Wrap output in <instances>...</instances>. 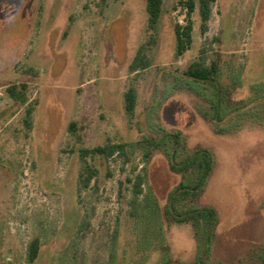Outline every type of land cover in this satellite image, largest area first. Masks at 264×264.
Wrapping results in <instances>:
<instances>
[{"label":"rangeland","instance_id":"obj_1","mask_svg":"<svg viewBox=\"0 0 264 264\" xmlns=\"http://www.w3.org/2000/svg\"><path fill=\"white\" fill-rule=\"evenodd\" d=\"M184 19L172 0L156 30L146 0H0V264H107L114 247L123 264H160L149 205L163 209L181 176L163 150L145 159L133 147L160 128L180 134L181 157L213 155L194 202L217 214L208 263L261 264L253 259L264 245V101L216 127L201 112H212L208 92L179 74L205 45L209 60L222 56L221 82L231 86L224 97L264 96V0H217L205 36L197 11L193 45L178 57L174 24ZM142 45L152 66L135 78L129 66ZM13 85L26 103L10 96ZM131 85L138 102L128 115L123 95ZM107 143L129 147L109 159L83 153ZM175 145L167 142L169 154ZM135 174L145 179L139 219L129 215L127 178ZM162 227L172 264H196L192 227ZM34 239L40 255L31 262Z\"/></svg>","mask_w":264,"mask_h":264},{"label":"trees","instance_id":"obj_2","mask_svg":"<svg viewBox=\"0 0 264 264\" xmlns=\"http://www.w3.org/2000/svg\"><path fill=\"white\" fill-rule=\"evenodd\" d=\"M175 10L181 9L185 14V23L176 22L174 24V32L176 36V54L178 57L183 56L189 49H191L194 42V20L193 16L198 11L201 20L200 29L201 34L206 35L209 30V23L212 18L213 6L217 0H172ZM165 0H146V11L148 15V28L156 30L160 17L163 13ZM215 41L217 39L215 38ZM208 48L205 45L200 50L199 57L192 61L188 67L179 74L180 78L186 79L192 88H200L208 92L209 110L201 112L204 116H209L216 127L227 122L232 116H241L240 110L247 108L253 104L264 101V96L258 94L255 99L249 102H234L224 95L230 92L231 86L226 87L222 84V56L220 52L214 53V58L208 59ZM152 66V60L147 55L145 45L139 47L132 63L129 66L130 73H134L138 78L139 75ZM177 79V78H176ZM236 78L234 79V81ZM23 91L26 86H22ZM8 93L17 102L26 103L27 99L22 90L18 89L17 85L9 86ZM261 93V92H260ZM124 106L128 115H132L136 109L138 102V91L134 85H131L123 95ZM261 99V100H260ZM33 109L27 110L28 119L25 121L28 129L32 128L31 116ZM239 114V115H237ZM75 123L70 124V128H75ZM160 136L153 137L148 134L143 140L133 144L136 149L143 151L145 159H150L153 152L163 150L169 161L170 169L173 173L181 176L180 182L168 193L166 204L163 209L159 203L154 200L149 205L152 214L153 223L155 226L154 232L157 233V248L162 252L160 264H172L166 253L165 240L163 237V227L165 225H190L194 232V238L197 242V260L196 264H209L211 246L215 238V229L217 225V214L213 208L197 207L194 205L196 198L204 190L208 178L213 172L214 158L212 153L207 149H199L193 152H187L183 157L179 152L180 148L186 147L180 139V134L170 133L162 128ZM223 132V129L218 130ZM174 140L176 145L171 154L168 150L167 142ZM132 146V145H131ZM129 145L107 143L103 146H98L93 150H85L84 154L101 155L106 159L114 156L125 155ZM171 148V147H170ZM169 148V149H170ZM179 154V155H178ZM180 156V157H179ZM82 157H84L82 155ZM95 171H91L89 177L95 175ZM81 182L83 181V174H80ZM127 183L131 185V199L129 201V215L139 219L144 209L140 200L144 192L143 185L145 183L144 176L135 174L133 177L127 178ZM85 185V184H84ZM81 188H79V191ZM158 218L160 224L156 223ZM150 235V234H149ZM147 235V236H149ZM151 236V235H150ZM149 236V237H150ZM41 242L39 239H34L28 247V258L31 262L38 259L40 255ZM145 248V246H144ZM165 249V250H164ZM260 252L255 254L253 261H259L264 264V245L260 248ZM164 250V251H163ZM124 260V259H123ZM107 264H123L122 258H118V251L114 247L110 259Z\"/></svg>","mask_w":264,"mask_h":264}]
</instances>
